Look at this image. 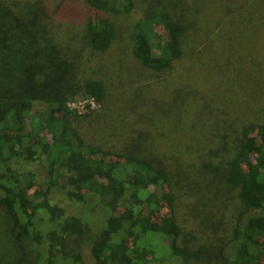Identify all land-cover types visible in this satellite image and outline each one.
<instances>
[{"label": "trees", "instance_id": "obj_1", "mask_svg": "<svg viewBox=\"0 0 264 264\" xmlns=\"http://www.w3.org/2000/svg\"><path fill=\"white\" fill-rule=\"evenodd\" d=\"M0 20V215L33 264H264V0Z\"/></svg>", "mask_w": 264, "mask_h": 264}, {"label": "rangeland", "instance_id": "obj_2", "mask_svg": "<svg viewBox=\"0 0 264 264\" xmlns=\"http://www.w3.org/2000/svg\"><path fill=\"white\" fill-rule=\"evenodd\" d=\"M45 1L53 4L57 0ZM0 2L1 17L5 14V7H8L11 0H0ZM2 20L0 21L2 22ZM36 251V246L24 240L11 222L0 215V264H33L36 258Z\"/></svg>", "mask_w": 264, "mask_h": 264}, {"label": "built area", "instance_id": "obj_3", "mask_svg": "<svg viewBox=\"0 0 264 264\" xmlns=\"http://www.w3.org/2000/svg\"><path fill=\"white\" fill-rule=\"evenodd\" d=\"M67 107L77 113L78 115L84 114L87 111H94L97 109L98 104L92 98H75L67 102Z\"/></svg>", "mask_w": 264, "mask_h": 264}]
</instances>
